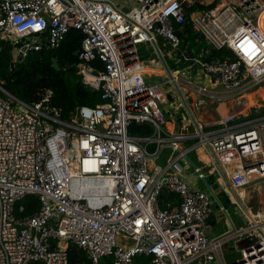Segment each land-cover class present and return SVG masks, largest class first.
Instances as JSON below:
<instances>
[{
    "label": "built area",
    "instance_id": "obj_1",
    "mask_svg": "<svg viewBox=\"0 0 264 264\" xmlns=\"http://www.w3.org/2000/svg\"><path fill=\"white\" fill-rule=\"evenodd\" d=\"M216 1L0 0V41L20 44L14 60L57 50L77 30L83 40L76 74L103 100L64 122L49 106L50 90L26 104L0 87V264H68L69 246L91 264L105 258L111 264H225L223 246L231 238L240 247L234 264H264L262 213L247 209L246 227L209 239L213 196L193 188L180 164L190 149L208 151L236 201L237 191L264 184V109L208 130L178 113L189 112L187 93L215 104L243 99L264 83V0ZM186 24L209 49L179 50ZM221 48L233 57H208ZM176 53L185 67L170 70L167 61L176 64ZM147 77L172 83L176 94L166 96ZM169 117L180 118L177 133L162 128ZM133 124L149 126L151 136L130 135ZM184 142L192 148L183 149ZM165 145L174 154L164 166H151ZM195 174L204 177L199 168ZM162 192L177 203L162 207ZM27 197L39 206L21 216L24 208L15 207ZM248 237L255 240L241 245Z\"/></svg>",
    "mask_w": 264,
    "mask_h": 264
},
{
    "label": "trees",
    "instance_id": "obj_2",
    "mask_svg": "<svg viewBox=\"0 0 264 264\" xmlns=\"http://www.w3.org/2000/svg\"><path fill=\"white\" fill-rule=\"evenodd\" d=\"M180 39L182 41L179 47L180 51L195 50L200 52L209 49L204 38L199 33H195L189 24L181 27ZM82 40L83 35L79 31L70 29L57 50L31 52L21 61L14 60L12 56V51L20 44L11 45L8 42L0 41V87L15 99L26 104L40 101L41 94L50 90L52 98L49 106L60 112L62 121L72 122L79 108H94L103 103L100 93L83 85L80 77L76 74L75 66ZM224 56L233 57L231 51L226 48L211 49L208 57L222 58ZM53 61H56L58 71L53 68ZM96 66L101 69V65L96 64ZM159 74L164 75L160 71ZM253 117L252 109L244 120ZM128 133L135 136H151V129L147 125L133 124L129 127ZM220 198L225 205L232 203L225 193H221ZM177 200V196L167 192H162L159 197L162 207L165 202ZM20 206L24 208L21 216H26L33 214L39 205L35 197H27L18 203L15 210L17 211ZM16 215L19 214L16 213ZM67 259L68 264H91L86 253L76 246H69ZM103 264H111V259L105 258Z\"/></svg>",
    "mask_w": 264,
    "mask_h": 264
},
{
    "label": "rangeland",
    "instance_id": "obj_3",
    "mask_svg": "<svg viewBox=\"0 0 264 264\" xmlns=\"http://www.w3.org/2000/svg\"><path fill=\"white\" fill-rule=\"evenodd\" d=\"M112 1H114L115 3L123 4L127 0H112ZM222 1L227 4H231L230 0H217L216 4L219 5V3H221ZM261 28L264 30L262 26ZM172 57L173 58L176 57L179 59L178 53L174 54ZM171 60L172 59L167 61L170 70H174L175 68L182 69L185 67L186 63L181 61L180 59L178 60L176 64L173 63ZM158 68L165 69L164 66H160ZM151 70L153 69H149L150 72L149 71L147 72L149 75L150 74L160 75L159 72L157 71L155 72ZM159 77H152V78L147 77L146 81L147 83L151 85L159 86L160 84H162L160 85L159 89H161V92L163 94H166V96L175 95L176 89L174 85L172 83L168 85L164 84L165 80ZM179 78L181 81H185L187 76L185 74H181L179 75ZM193 80H195L194 76H193ZM205 84L206 82H203V85ZM256 91H254L251 94H254ZM251 94H248L247 97L243 99L233 98V99H228L225 102L212 104L210 102H207L203 97L195 95V93L193 94L187 93L186 97H188L189 100H187L186 103L188 104V107L190 109L192 110L195 109L194 114L197 119V122L203 128H209V127H214V126L221 125V124H236V123H241L243 121H247V120H244V118H246L249 115L250 111L255 108L259 109L257 106L252 105ZM168 102L171 103L173 101H170L168 98ZM257 105H259V107H262L260 106L262 105V102L259 101V104ZM178 113L181 114L182 118H185L187 115L189 117L191 116V113L187 112L186 110H184V112L179 111ZM192 114H193V111H192ZM177 120L178 118L169 117L166 123L162 125V128L165 131L169 132L171 125H177L176 123ZM185 123L186 122L184 121V124ZM182 146L186 147L185 145H182ZM171 154L172 155L174 154L172 153L171 148L169 147V145H165L160 155L155 160H152L150 165L154 166L158 164L160 166H164L165 159L169 157ZM187 159H190V157L188 156ZM180 164H183V160L180 161ZM219 188L220 186L213 187L215 191H218ZM245 195H246V200L244 202V207L240 205H236V203L234 205L233 202L230 203L229 205H225L227 207L228 212L224 213L225 214L224 218L225 219L229 218L236 227H240V228L246 227L247 222L249 221V218L246 214L247 209H249L251 213L260 211L262 215L264 216V184H259V185L249 188L248 191L245 192ZM238 212L243 216V219H241V215ZM224 224L225 225L227 224L226 220H224ZM238 248H239V245H237L233 241H228L226 243V245L223 248V254H224L223 260L225 264H234L239 259V253L237 251Z\"/></svg>",
    "mask_w": 264,
    "mask_h": 264
},
{
    "label": "crops",
    "instance_id": "obj_4",
    "mask_svg": "<svg viewBox=\"0 0 264 264\" xmlns=\"http://www.w3.org/2000/svg\"><path fill=\"white\" fill-rule=\"evenodd\" d=\"M262 24H264V17L260 21V25L264 28V26ZM157 72H159V71H157ZM251 96H252V98H251L252 99V105H255L258 108L263 109L264 108V83L261 84L258 87L257 91L254 94H251ZM258 100L262 102V105H260L262 107H259V105H257V104H259ZM188 109H189V112L191 113V117L197 121L195 114H194L195 109L194 110H192L190 108H188ZM192 111H193V114H192ZM176 123H177V125H171L169 132L177 133L179 131V129L182 125V122L180 121V119H178ZM209 128H211V127H209ZM205 129H207V128H205ZM181 145L186 146V147L182 146L183 149L188 148V147L192 148V144H190V142H184ZM188 156L190 157V159H187ZM182 160H183V164H181V166L183 168L182 173H183L184 178L187 180V182L193 188L198 189V190L203 191V192H206V193L211 194L213 196V197H211V199L213 200L214 206H213L212 215H211L210 220H209L210 229L207 232V237L209 239L219 238L221 236L226 235L229 231L240 228V227H236L234 225V223L229 218H226V219L224 218L225 214L219 211L217 203L223 204L222 199L220 198V194L225 193V194H227L229 201L233 202L234 205L236 203V205H240V206L244 207V202L246 200L245 192L248 191V189H243L241 191H237V193L239 195L238 198L240 201H238V200L236 201V199L234 197V193H232L230 191V189L228 188V182H227V179L224 175L223 170L215 163V160L213 159L211 154L209 152H207L206 150H203V149H198V150L192 149L191 150L190 149L185 154V156L182 158ZM199 163H200V165H199ZM198 168L200 169V173L203 174V176H204L203 178H198L196 176L195 169H198ZM204 169H206V171H204ZM214 186H220L219 190L215 191L213 189ZM177 201H175L173 203H177ZM223 205L225 206V204H223ZM226 212H228L227 207H226ZM228 216H229V214H228ZM241 219H243L242 215H241ZM224 220H226V222H227L226 225L224 224ZM237 240L238 239L231 238L228 241H233L234 243L239 245V242H237Z\"/></svg>",
    "mask_w": 264,
    "mask_h": 264
},
{
    "label": "water",
    "instance_id": "obj_5",
    "mask_svg": "<svg viewBox=\"0 0 264 264\" xmlns=\"http://www.w3.org/2000/svg\"><path fill=\"white\" fill-rule=\"evenodd\" d=\"M176 36H179V33H176ZM184 56H187V59H193V55H191L190 53H188V54L185 53ZM18 59H21V53L18 54ZM52 66L57 71L59 70L56 61H53ZM199 165H200V163H199ZM204 171H206V169H204ZM254 240H255L254 237H248L247 239H244L241 241V245H248L249 243L253 242Z\"/></svg>",
    "mask_w": 264,
    "mask_h": 264
},
{
    "label": "bare ground",
    "instance_id": "obj_6",
    "mask_svg": "<svg viewBox=\"0 0 264 264\" xmlns=\"http://www.w3.org/2000/svg\"><path fill=\"white\" fill-rule=\"evenodd\" d=\"M263 17H264V16L261 17V20L263 19ZM261 20H260V21H261ZM262 25L264 26V24H262ZM145 71L148 72L149 70H145ZM154 71H155V70H154ZM149 72H150V71H149ZM155 72H156V71H155ZM163 73H164V72H163ZM164 75H165V73H164ZM262 84H263V83H262ZM259 86H260V85H259ZM156 91L158 92V89H156ZM233 114H234V113H233ZM202 157H203V156H202Z\"/></svg>",
    "mask_w": 264,
    "mask_h": 264
}]
</instances>
